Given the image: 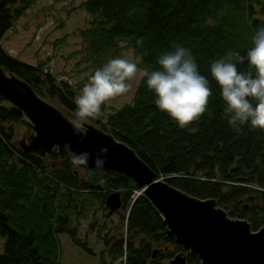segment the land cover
Segmentation results:
<instances>
[{
  "label": "trees",
  "instance_id": "obj_1",
  "mask_svg": "<svg viewBox=\"0 0 264 264\" xmlns=\"http://www.w3.org/2000/svg\"><path fill=\"white\" fill-rule=\"evenodd\" d=\"M33 2L0 0V39ZM81 6L91 19L83 46L94 66L116 58L120 43L126 42L143 71H151L175 42L191 50L213 92L206 112L193 122L198 131L191 134L157 109L155 94L141 75L131 100L96 120L100 129L130 148L157 178L190 196L213 199L253 231L264 227V132L245 126L238 135L229 127L210 75L213 60L229 49L244 55L252 46L257 27L264 25V0H82ZM0 66L44 100L76 110L72 84L44 71L42 63L9 56L0 44ZM6 103L0 94V264H58L62 232L93 254L75 224L87 200L99 202L107 212L105 198L114 191L121 197L114 213L122 225L126 220V234L100 235L111 258L124 254L125 264H163L182 252L187 264L198 263L195 254L166 233L161 214L143 192L129 202L139 188L129 176L93 167L81 171L56 146L40 156L14 143L22 112Z\"/></svg>",
  "mask_w": 264,
  "mask_h": 264
},
{
  "label": "water",
  "instance_id": "obj_2",
  "mask_svg": "<svg viewBox=\"0 0 264 264\" xmlns=\"http://www.w3.org/2000/svg\"><path fill=\"white\" fill-rule=\"evenodd\" d=\"M14 82L24 90H20ZM0 94L24 109L26 115L47 134V137H36L37 142L40 140L47 150L57 145L59 152L66 154L64 145L70 144L74 153L89 154L87 166L82 167L96 168L94 159L101 149H107L101 157L105 160L102 169L114 170L134 180L161 214L166 233L185 251L198 257L196 264H264V227L253 231L245 219L228 217L213 199L190 196L157 178L154 170L111 135L93 130L86 135L77 133L31 87L22 81L10 80L1 67ZM120 204L118 191L109 193L105 198L107 213L117 210ZM172 264H187L182 252L175 254Z\"/></svg>",
  "mask_w": 264,
  "mask_h": 264
},
{
  "label": "clouds",
  "instance_id": "obj_3",
  "mask_svg": "<svg viewBox=\"0 0 264 264\" xmlns=\"http://www.w3.org/2000/svg\"><path fill=\"white\" fill-rule=\"evenodd\" d=\"M143 40L138 39L137 45H142ZM251 45L244 55L229 49L210 64L224 118L238 135L245 126L252 132H264V25L257 27ZM156 63V69L145 70L141 75L146 78L147 89L155 94L157 109L167 113L179 128L195 134L198 128L192 126L193 122H198L206 112L213 95L209 79L200 73L191 50L175 42L171 43V50L158 56ZM240 65L245 66L244 70ZM136 74L137 65L120 57L97 68L74 101L72 124L76 132L86 135L88 119H96L102 105L127 93L130 85L126 81ZM64 151L74 167L87 166L88 153H74L70 144L64 145ZM106 153L107 149H101L94 159L96 168H103L105 160L101 157Z\"/></svg>",
  "mask_w": 264,
  "mask_h": 264
},
{
  "label": "rangeland",
  "instance_id": "obj_4",
  "mask_svg": "<svg viewBox=\"0 0 264 264\" xmlns=\"http://www.w3.org/2000/svg\"><path fill=\"white\" fill-rule=\"evenodd\" d=\"M33 1V4L25 8L24 13L18 16L10 28L4 32L0 44L9 56L28 64L37 65L42 63L44 71L53 73L57 79H63L71 83L75 90V101V98L80 95L82 87L88 83L89 77L99 68L90 61L83 46L85 43L83 39L84 30L90 26V16L81 6L82 0ZM116 57L125 58L135 63L137 74L131 80L126 81L130 85L127 93L102 105L101 113L96 119H88L85 125L87 132L93 130L98 133H106L100 129L96 120L112 111V109L118 108L131 100L139 77L143 72L138 64V56L133 54L132 49L126 45V42L120 43V50ZM2 71L10 80L21 81L13 73L3 69ZM16 86L20 90H24L23 87H19L17 84ZM5 100L9 105H14L9 100ZM44 101L55 108L73 126L72 119L75 111H70L55 101ZM21 112L22 122H16L14 126V143L22 149H24L23 147L28 148L27 151L37 155H45L47 149L40 143V140L37 142L36 137H47V134L26 115L24 109ZM32 146L34 147L32 148ZM54 146L58 148L57 145ZM79 167L81 171L85 169L82 166ZM140 193L139 188L134 189L129 202L132 203L136 200ZM87 202L90 203L85 202L84 209L86 211L84 210L83 215L78 217L75 224L77 227L76 233L80 239L86 240L85 243L94 253H89L81 246L73 244L68 234L62 232L58 235L61 242L58 264H125L124 254L121 257L111 258V255L105 252L106 249L103 247L100 235L104 232L109 234L118 232L125 235L126 220L124 219L122 225L117 213L113 212L106 216L107 212L103 210L99 202L91 200H87ZM223 210L225 211V209ZM225 213L227 215L226 211ZM90 224L93 225L90 226ZM2 242L3 239L0 236V251L2 250ZM122 245L124 246L125 242ZM175 254L164 262L172 264ZM101 258L105 262L101 261Z\"/></svg>",
  "mask_w": 264,
  "mask_h": 264
},
{
  "label": "flooded vegetation",
  "instance_id": "obj_5",
  "mask_svg": "<svg viewBox=\"0 0 264 264\" xmlns=\"http://www.w3.org/2000/svg\"><path fill=\"white\" fill-rule=\"evenodd\" d=\"M155 252V251H154Z\"/></svg>",
  "mask_w": 264,
  "mask_h": 264
}]
</instances>
